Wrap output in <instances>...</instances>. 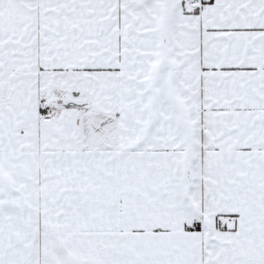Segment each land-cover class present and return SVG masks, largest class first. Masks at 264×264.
<instances>
[{"label":"snow or ice","instance_id":"6c2138e0","mask_svg":"<svg viewBox=\"0 0 264 264\" xmlns=\"http://www.w3.org/2000/svg\"><path fill=\"white\" fill-rule=\"evenodd\" d=\"M0 264H264V0H0Z\"/></svg>","mask_w":264,"mask_h":264}]
</instances>
